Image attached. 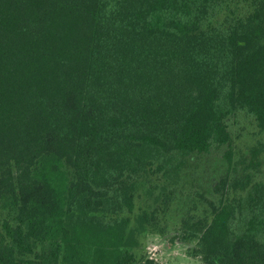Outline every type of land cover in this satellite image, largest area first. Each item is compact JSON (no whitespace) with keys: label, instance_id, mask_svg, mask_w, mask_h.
Here are the masks:
<instances>
[{"label":"trees","instance_id":"1","mask_svg":"<svg viewBox=\"0 0 264 264\" xmlns=\"http://www.w3.org/2000/svg\"><path fill=\"white\" fill-rule=\"evenodd\" d=\"M264 0H0V264H264ZM176 210L175 220L169 215Z\"/></svg>","mask_w":264,"mask_h":264},{"label":"rangeland","instance_id":"2","mask_svg":"<svg viewBox=\"0 0 264 264\" xmlns=\"http://www.w3.org/2000/svg\"><path fill=\"white\" fill-rule=\"evenodd\" d=\"M235 131H239L236 137V144L245 149L247 144H251L255 139L262 138L255 134L256 127L250 121L241 119L234 126ZM264 140V138H262ZM264 168V167H263ZM260 178L264 179V172H261ZM176 210L169 215V224H171L176 216ZM171 225L168 227L169 233L159 235L156 233H147L141 237V249L144 253L156 258L162 264H189L198 262V258L192 257L187 253V248L190 244H184L172 239Z\"/></svg>","mask_w":264,"mask_h":264}]
</instances>
